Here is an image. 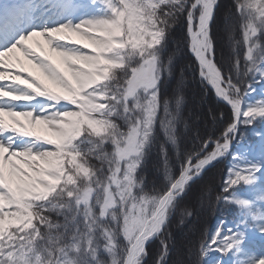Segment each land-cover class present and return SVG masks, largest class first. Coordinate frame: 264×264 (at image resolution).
Returning <instances> with one entry per match:
<instances>
[{
  "label": "snow or ice",
  "instance_id": "1",
  "mask_svg": "<svg viewBox=\"0 0 264 264\" xmlns=\"http://www.w3.org/2000/svg\"><path fill=\"white\" fill-rule=\"evenodd\" d=\"M0 264H264V0H0Z\"/></svg>",
  "mask_w": 264,
  "mask_h": 264
},
{
  "label": "trees",
  "instance_id": "2",
  "mask_svg": "<svg viewBox=\"0 0 264 264\" xmlns=\"http://www.w3.org/2000/svg\"><path fill=\"white\" fill-rule=\"evenodd\" d=\"M179 67V65H178ZM197 88V86L192 85L191 83L189 84L188 88L186 89V105H185V114L187 115L188 113L193 114V118H195L196 115H200L202 118H206L207 115V106L203 105L201 103L200 109H196L195 103L192 101V96H193V91ZM193 90V91H192ZM200 97V96H199ZM210 223V221H209Z\"/></svg>",
  "mask_w": 264,
  "mask_h": 264
},
{
  "label": "rangeland",
  "instance_id": "3",
  "mask_svg": "<svg viewBox=\"0 0 264 264\" xmlns=\"http://www.w3.org/2000/svg\"><path fill=\"white\" fill-rule=\"evenodd\" d=\"M227 2V0H226ZM196 88V87H195ZM193 91V90H192ZM193 96H192V101L195 103L196 109H200V105H201V100H200V91L199 88L197 87L194 91H193ZM207 106V105H206ZM197 109V110H198ZM199 111V110H198Z\"/></svg>",
  "mask_w": 264,
  "mask_h": 264
},
{
  "label": "bare ground",
  "instance_id": "4",
  "mask_svg": "<svg viewBox=\"0 0 264 264\" xmlns=\"http://www.w3.org/2000/svg\"><path fill=\"white\" fill-rule=\"evenodd\" d=\"M37 39H39V38H37ZM74 39H76V38L74 37Z\"/></svg>",
  "mask_w": 264,
  "mask_h": 264
}]
</instances>
